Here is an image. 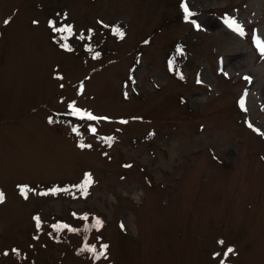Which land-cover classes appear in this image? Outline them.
Returning <instances> with one entry per match:
<instances>
[{
    "label": "rangeland",
    "instance_id": "374dc122",
    "mask_svg": "<svg viewBox=\"0 0 264 264\" xmlns=\"http://www.w3.org/2000/svg\"><path fill=\"white\" fill-rule=\"evenodd\" d=\"M252 35L264 0H0V264H264Z\"/></svg>",
    "mask_w": 264,
    "mask_h": 264
},
{
    "label": "snow or ice",
    "instance_id": "6c2138e0",
    "mask_svg": "<svg viewBox=\"0 0 264 264\" xmlns=\"http://www.w3.org/2000/svg\"><path fill=\"white\" fill-rule=\"evenodd\" d=\"M184 11H185L186 15H190V13L188 12V8H187V6L184 7ZM9 22H10V21L5 20V24H8ZM229 26H230V27H233L234 30L237 31L239 34L244 35V31H243L242 27H241L239 24H237L235 20L230 21V22H229ZM56 30H57L58 32H69V33L71 32V28H70V27H67V28H57ZM114 32L119 33L120 37L123 38L124 33H123L121 30H119L118 28H116V29H114ZM256 43H257V46H258L259 50H260L262 53H264V43H260L259 40H257ZM97 55H99V54L97 53ZM94 58H95V57H94ZM246 79H247V77H246ZM241 105L243 106V101H241ZM73 111H74L76 114L82 115V114L79 112L78 109H73ZM88 119L95 120V119H97V118L94 117V116H92L91 114H88ZM125 123H126V121H125ZM250 126H251V125H250ZM107 142L109 143V146H110L111 138H108V141H107ZM81 147H84V145H81ZM89 180H90V178H89ZM3 200H4V195H3V193H0V203H2ZM36 219H37V221L39 222L38 218H36ZM84 219H87V217H84ZM101 224H102V222H101L99 219H96V220H95V225H101ZM121 227H123V225H122ZM221 243H222V242H221ZM101 247H102V251L100 252L99 255H105L106 250H107V248H108V245H107V244H104V245H102ZM92 251H95V248H94V247H93ZM233 251H234V250H233L232 248H228V249H227V252L225 253V256H227L229 253H232ZM97 258H98V257H97Z\"/></svg>",
    "mask_w": 264,
    "mask_h": 264
},
{
    "label": "trees",
    "instance_id": "16d2710c",
    "mask_svg": "<svg viewBox=\"0 0 264 264\" xmlns=\"http://www.w3.org/2000/svg\"><path fill=\"white\" fill-rule=\"evenodd\" d=\"M179 18V17H178Z\"/></svg>",
    "mask_w": 264,
    "mask_h": 264
}]
</instances>
